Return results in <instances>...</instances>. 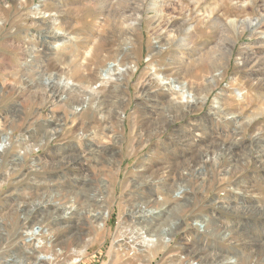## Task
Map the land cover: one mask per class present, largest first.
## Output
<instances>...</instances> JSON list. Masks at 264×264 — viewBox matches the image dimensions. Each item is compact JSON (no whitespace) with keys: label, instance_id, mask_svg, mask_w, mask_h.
I'll use <instances>...</instances> for the list:
<instances>
[{"label":"rangeland","instance_id":"rangeland-1","mask_svg":"<svg viewBox=\"0 0 264 264\" xmlns=\"http://www.w3.org/2000/svg\"><path fill=\"white\" fill-rule=\"evenodd\" d=\"M118 1L32 0L27 10L23 11L21 15L18 14L16 5L19 0H5L0 6L1 21L7 22V27L4 30L0 29V84H7L4 90L2 87L0 89V133L10 134L13 124L17 125L23 120L19 128L12 133L14 143L22 140L26 134L30 140L29 145H34L41 138L44 139L45 135H54L44 147L35 149L33 153H28L29 155L25 159L21 157L18 160L20 163L16 167L17 171H14L15 166L11 164L14 156L23 155L31 149L25 147L27 149L11 150V146L8 145L4 152V149L0 147V181L7 179V183L5 182V185L0 188V221L3 219L0 222V237H2L0 238V256L2 257L0 264L32 263L21 253L20 245H13V239L9 236L14 235L19 220L23 219L24 209L28 208L29 203L31 206L36 204L39 207H44L43 203L59 201L63 197L67 198L62 200V204L68 203L76 197L77 204L79 203L82 207L77 205L76 209L73 208L69 212L72 215L69 216L68 221L66 220L68 223L64 225L66 229L62 236H64L63 241L69 238L70 242L69 245L65 244L60 251L62 256L56 261L57 264H64V258L70 260L73 257V251L79 245L85 246L87 243L89 246L86 249V254L78 264H116V259L110 255V252L119 223L120 208L126 205L127 199L141 193L139 189L132 188V186L141 180L137 176L143 172L142 165L146 167L153 165L154 167L164 164L182 163L185 166L190 164L195 168V171L192 176L188 177L185 172V177L190 184L184 183V194L192 196L190 201L188 200L189 202L182 201L181 204H195L197 207L195 215L200 218L210 217L213 220L211 222L213 226L215 223H220L229 227L233 223L239 222V230L250 238L249 240L256 249H259L260 242L264 241V220L258 219L250 211L245 214L243 209H240L236 215L223 209L227 203L225 193L229 190L231 183H234L244 173L254 176L263 172L251 161L264 149L263 144L252 140V137L259 131H262L264 136V0H130L129 6L133 7L131 8L132 12L125 11V15H122L124 10L122 7L126 4L121 5ZM43 4L47 5L49 10L57 9L59 13L57 18L63 20L65 26L75 27L81 32L83 41L79 44L77 53L79 56H83L79 57V61L74 65H80L82 61L89 58L86 56V50L92 46L90 37L95 31L100 12L102 13L101 19L104 18L107 21L106 28H108L104 40L97 46L95 55L89 63V70H94L100 59L116 49L118 39L123 31H129L130 36L133 35V37H129L131 41L128 51L133 53L135 60L132 62L137 64L136 71L128 84L121 88L122 93H118L121 95H118L120 102L115 104L118 108L115 107L113 112L109 109L106 113L110 121L108 125L105 126L99 122V116L92 113L85 116L78 115L82 107H79L77 103L85 102L84 107L91 108L89 106H92V99L89 98V95L86 97L85 94L88 93H85L84 89L75 88V86L73 88V84L66 90L62 88L64 84H61L60 93L64 95L59 101L41 102L40 93H46L44 91L53 86V81L51 80V83L46 80L38 81L39 75L37 74L43 69L45 59L49 54L48 49L54 48L49 43L48 33H45L48 27L44 26V20L42 18L35 20L29 16V12L37 7L41 8ZM195 4L200 7L197 8ZM117 10L120 13H117ZM138 11L141 14V18L139 16L141 23L134 22V17L126 20L127 16L136 14ZM160 16H165L161 23L158 21ZM209 17L211 19L207 22ZM48 18L49 15L45 17V25L49 24ZM155 19H157L156 22H154ZM239 20H247V23L252 24L253 27H248L247 24V27L242 29H239L240 26L234 28L231 22ZM171 26L175 29L173 33L175 35L182 34L184 31H190L196 35L193 39L197 45L193 47L194 51L197 50L196 54L201 55L203 52L201 53L200 50L210 48L209 54L202 59L203 63L195 68L190 77L199 88L205 89L202 94L200 92L202 97L207 95L209 90L210 92L204 106L184 117L185 119L181 118L168 125L160 122L148 125L147 121H144L143 115V109L145 110L143 104L145 103L139 98L138 88L147 77L148 67L152 63L150 48L156 45L155 31L163 33L171 29ZM225 26L226 28L223 29ZM253 28L255 29L253 30ZM184 44L186 43L183 42L181 45ZM174 45L170 53L154 61H159V64L163 66L167 65L165 70L175 67L169 64L176 62L174 54L180 45ZM242 51H248V53L242 56ZM27 52L28 54L32 53L29 58L24 55ZM241 58H244V61L250 58L258 59V61L255 65H245L240 63ZM111 63V61L107 62L109 67H112ZM208 63L215 66L212 74L208 73L206 67ZM28 72L35 74L37 82L26 88L25 81ZM222 73L224 74L223 78ZM74 79L80 81L79 74L75 75ZM54 82L56 83V81ZM13 86L21 91L22 95H19L16 90L11 91L10 87ZM218 108L228 111L232 115L229 119L234 123L228 124L218 116L210 115L211 111L215 112ZM191 119L202 124L200 130L203 129L205 135L195 137L197 139L195 141L202 145L205 143L204 146L210 148L208 154L199 151L196 143V145L186 147L184 142L187 137L182 140L184 136H181L183 135L181 131L183 128H187V123L191 124ZM253 119L258 121L255 127H251ZM88 120L92 121L93 125L84 132L82 129ZM159 129L162 130L160 135L154 137ZM236 134L239 136L236 137ZM93 150L94 153H91ZM187 151L191 152L186 154ZM38 162L47 168L41 170L40 165L37 168L31 167ZM232 171H235L236 174L231 176L230 181H227L228 174H232ZM34 178L42 181L53 179L58 183L64 182L65 184L62 189L58 188L57 190L55 187L52 192L41 191L40 193L43 192L42 197L41 195L35 196ZM147 187H145L146 190L149 189ZM253 187L264 200V185L254 183ZM93 194L94 197H105V204L103 201L101 204L103 206L100 205L101 208L98 209V212L102 208H107L110 212L106 227L99 232L95 230L91 222L96 213H89L87 212L89 210L83 207L86 197L89 195L93 197ZM26 196L27 205L22 199ZM248 201L246 204V201L242 200L238 207L255 205L254 200ZM41 204L43 205L41 206ZM201 204L202 206H200ZM191 215L190 211L183 214L184 225L191 224ZM165 220L167 221L168 217ZM169 220H171L167 223L169 226L166 224L162 226L163 230L166 229L164 231L167 234L171 227L170 223L174 222L173 217H170ZM76 231L77 233H75ZM199 234V237L195 234L191 237L195 242V247L199 246L208 252L217 247L214 239L207 238L203 232ZM166 237H170V235ZM237 239L235 238V241ZM229 240L219 242L217 248L223 253L233 255L235 252L231 250V243L234 241ZM186 244L190 243H187L185 235L182 232L176 234L171 243V251L178 247L185 248ZM32 246L30 245L29 248ZM238 248L242 249V247ZM261 251L258 258L264 260V250ZM185 254L186 251L183 250L182 255ZM251 255L252 253H248V256ZM168 256L158 253L148 264H166L165 259ZM19 261L21 262L19 263ZM71 262L69 261V263Z\"/></svg>","mask_w":264,"mask_h":264},{"label":"bare ground","instance_id":"bare-ground-1","mask_svg":"<svg viewBox=\"0 0 264 264\" xmlns=\"http://www.w3.org/2000/svg\"><path fill=\"white\" fill-rule=\"evenodd\" d=\"M4 1L5 0H0V6ZM31 1L32 0H19V2H17L16 4L18 7V14L21 15L23 11H26ZM118 2H120L121 5L126 4L124 7H122V9H124L123 10L124 13L122 12V15H125V11L128 10L131 11V8H133V7L130 8L129 6V3H131L130 0H119ZM195 6L197 8L200 7L199 5L196 4ZM116 12L120 13L118 12V10ZM52 13H54L55 15H53ZM58 14L59 13L57 9L49 10V7L45 4H43L41 8L37 7L36 9H33L32 12H29V16L34 18L35 20L40 18L44 20V26L48 27V30L45 31V33L46 34L48 33L49 43L51 47L54 48L51 50L48 49L49 54L46 58L47 60L45 59L43 69L39 74H37L39 75L38 81L46 80L50 82L52 80L53 86L48 89L49 91L46 88V90L44 91L46 93H42V94L40 93L39 98L43 103L52 100L59 101L60 99H62V96L64 95L60 93V91L62 90L60 89L61 84H64L62 88H64L65 90L66 88L70 87L71 84H73L72 86L73 88L75 86V88L84 89L85 93H88L85 94L86 97L89 95L90 97L89 96L88 97L92 99L91 100L92 106H89L91 108H88V106L85 108L84 107L85 102L77 103L79 107H82L81 108L82 110L80 113H78V115L85 116L89 113H92L95 116H99L98 121L106 126L110 122L109 116L107 117L106 113L108 112L109 109H110L109 111L111 112L114 111L113 109L116 107L115 104L116 105L118 104L117 102L119 101L118 99L120 98L118 97V95H120L118 93L122 91L121 88L123 86H126V84H128L129 80L133 77L132 75L136 71L135 68L137 67V64L132 62L133 60H135L133 58V53L128 51V48L130 46L129 42L131 41L129 37H133V35L131 34L130 36L129 31L122 30L123 33L120 35L118 39V44L116 46V49L113 50L111 53H107L106 56L100 59L98 61V64L94 67V70H89L88 66L90 61L93 59L95 55V50L97 49V46L104 40V35L106 33V29L108 28V27L106 28L107 21L104 20V18L101 19L102 13L100 12V18L97 20L95 31L90 37L92 46L88 47L86 50V54H87L86 56H88L89 58L82 61L80 65H74V63H77L79 61L80 59L79 57L83 56V55L79 56L77 53V48L79 44L82 43L83 41L82 34L75 27L65 26L63 20L59 19V17L57 18ZM47 15H49L48 18L49 24L45 25V17ZM139 16L141 18L140 11H138L136 14L134 13L133 15L127 16L126 20L127 18L130 19L131 17H134L133 18L134 22L141 23ZM164 18L165 16H160L158 18L159 23H161ZM210 19L211 17L208 18L207 22L210 21ZM156 20L157 19H155L154 22H156ZM247 22H248L247 20H239V21L231 22L232 23L231 25H234L233 26L234 28L236 26H240L239 29H242L245 26L247 27L248 24ZM251 26L253 27L252 24H248V27ZM6 27H7V22L1 21L0 18V29L4 30ZM225 28L226 26L223 29ZM254 29L255 28H253V30ZM174 30L175 29L172 27L171 29H168L166 30V32L163 33L162 32L157 33L158 31H155L156 45L150 48V58L152 63L148 67L147 77L140 83L138 88L139 98L145 103L143 104L145 105L144 107L145 110L143 109L144 111L143 115L145 118L144 121L145 122L147 121L148 125L149 123H153V122H160V123H164L165 125H168L181 118H184L187 115L192 114L198 111L199 109H201L206 103L205 100L209 96L210 90L208 91L207 95L202 97L201 96L202 91H204L205 89L199 88L196 82L192 81L190 77H191V73L195 70V68L199 66L200 63H203L202 59L209 54L210 48H204L200 50V52L203 53L201 55H198L195 53L197 50L196 51L193 50V47L197 46L193 40L194 36L196 35L190 31H184L182 34L178 33L177 35H175L173 34ZM183 42H185L186 44L181 45ZM174 44L180 45V48L174 54L175 55L174 61L176 62L169 64L175 67L174 69L171 70H165L166 69L165 67L167 65L163 66L159 64V61L156 62L154 61L170 53L172 46ZM131 45L134 48L132 43ZM245 53H248V51H242L241 53L242 56H244ZM31 54H28L27 52L24 55H26V57L29 58ZM240 60H241L240 63L245 65L248 64L255 65L258 61V59H254V58H250L249 60H245V61L244 58H241ZM108 61L112 62L111 63L112 67L108 66L107 64ZM206 67L208 69L209 74L215 68V66L210 63H208ZM77 74H79L80 76V81H76L74 79V76ZM223 75L224 74L222 73L221 75L222 78ZM54 81H56V83ZM25 82H26V86H25L26 88L29 86L30 87L33 86L37 82V78L35 74L28 72ZM6 86L7 84H0V89L2 87V90H4ZM10 90L11 91L16 90L19 95H22L21 91L17 90L15 86L10 87ZM77 109L75 110L77 111ZM263 114H264V110H263ZM210 115L218 116L222 121L228 124L234 123L233 120L229 119L231 114L226 110L222 111L221 108H218L215 112L211 111ZM120 118L122 119L121 116ZM22 122L23 120H21L18 124L16 123L17 125L13 124L12 126L13 128L11 129L10 134L0 133V144H1L0 147L4 149V152L7 150L6 148L8 145L11 146V150L27 149L25 147L31 149L29 151H26L23 155L14 156L16 159L14 158L13 162H11V164L15 166L14 171L16 170V167H18V163H20L18 160L21 157L25 159L29 155L28 153H33L35 149H39L42 146L44 147L46 143L49 142V140L54 137V135H50V136L45 135L46 137H44V139L41 138V140L40 141L37 140V142H35L34 145H29L30 140L27 137L28 135L26 134L23 136L22 140L14 143L12 133L14 132L15 129L19 128ZM190 122L191 124L187 123L186 124L187 128H183L181 131L183 133V135L181 136H184L182 137V140L186 139L187 137V139L184 142L186 143L185 146L190 147L192 145L197 144L196 146L199 149V151L201 150L203 154L204 153L208 154L209 152L208 150L210 148L204 146L205 143L202 145V144H198L195 141L197 140L195 137H201L202 135H205V133L202 131L203 129L200 130L202 124L196 123L192 119L190 120ZM257 122H258L257 119H253L251 121L252 123L251 127H255L257 125L256 124ZM91 125H93V122L88 120L87 124L84 126L82 131L86 132V130ZM161 129H159L158 133H156L154 137H158L160 135L162 131ZM240 135H242L241 132ZM235 136L238 137L239 135L236 134ZM174 139L176 140L178 138H174ZM252 140L254 142L259 141L258 143L263 144L262 147H264V136L262 131H259L256 135H254L252 137ZM214 147L216 148V145ZM189 152L191 151H187L186 154ZM91 153H94V150ZM11 158L13 157L11 156ZM252 159L253 161H251V163H254L255 165L259 166V168L262 169L263 172L261 173L257 172L258 174L254 176L244 173L241 177L237 178L236 181H234V183H231L232 185L230 186L229 190L225 193L227 203L225 206H223V209H225L227 212L233 215L238 214L240 212V209H243L245 214H248V211H250L253 212L255 216L258 217V219L264 220V200L261 198L262 195L257 193L255 191V188L253 187L254 183L264 185L263 184L264 183V149H262L258 153V155ZM38 165H40L41 170L45 169L46 167L45 165L44 166L41 165L40 162L34 163L33 166L31 167L37 168ZM141 167L144 168V169L142 168L143 172L140 173L139 176H137L138 179H141L139 180L141 182L138 181V183L132 186V188L139 189L141 193H138L137 195H134L131 198L127 199L126 205L120 208L119 223H118V227L116 228L115 239L110 252V255L116 259L115 262L116 264H148L151 261V259H153L158 253H163L164 256L169 255L165 259L166 264H264V260L258 258V255L262 252L261 250H264V241H261L259 245L260 248L256 249V247H254L251 241L249 240L250 238H248L246 235L242 233L241 230H239V225H240L239 222L233 223L229 227H226L220 223L219 224L215 223V225L213 226V224L211 223L213 220H211L210 217L200 218L199 216L195 215V209L197 208L195 207L196 206L195 204L193 205L181 204L182 201H188V200L190 201V198L192 196V195L190 196L189 194H184V189H185L184 183L187 184L189 183V180L185 177L186 174L185 172H187V177L192 176L193 175L192 173L195 171L194 167L190 166V164H187L185 166L182 163L180 164L178 163L175 165L164 164L162 166L158 165L154 167L153 165L149 167L142 165ZM234 172L235 171H232V174L231 173L228 174L227 181H230L231 176L236 174ZM6 180L0 181V188L3 185H5L4 183L6 182ZM57 183L58 182L53 179H46L42 181L39 180L38 178H34L33 185L35 189L34 193H36L35 196L36 195L39 196L43 192H49V191L52 192L55 187L57 188V190L58 188L62 189L63 185L65 184L64 182L58 184ZM146 186H148L149 189L146 190L145 188ZM41 191L43 192L40 193ZM46 194L49 195V193ZM65 198L67 197H63V199H60L59 201L54 200L51 203L45 202L43 203L44 207H39V205L37 206L36 204L31 206L29 205L30 204L29 203L27 206L28 208L24 209L23 212L24 214L22 215L23 219L19 220L18 228L15 231L14 235L9 236L11 239H13L12 240L13 245L21 246V253L25 256V258L27 257L28 261L32 262L31 264H57L56 261L62 256L60 254V251L63 249V246L65 244L69 245L70 242L69 238L63 241L64 236L62 235L64 233V230L66 229V226L64 225L68 223L67 219L69 218L70 215H72V213L69 212L77 205L78 207L81 205L79 203L77 204L76 197H74V199H72L70 202L62 204V200H65ZM22 199L24 201V204L27 205L28 203L26 202L27 196ZM37 199L39 198L37 197ZM242 200L243 201L245 200L246 204H247V200L249 201L254 200L255 205L238 207ZM103 201L105 204V197L104 198L97 196L94 197V194L93 197L92 196L90 197L89 195V197H86L85 201H83L84 202L83 207L89 210L87 212L96 213L95 216L91 219V222L97 232L104 230L107 224V219L110 216V212L107 208L105 209L102 208L100 210L101 212L100 211L98 212V209H100L101 206H103L101 205L103 204ZM43 204H41V206ZM200 206H202V204ZM188 211H190L192 214L190 218L191 224L184 225L183 214ZM11 215H15V214H11ZM167 217L168 220L166 221L165 219H167ZM170 217H173L174 222L170 223L171 227L167 234L166 231H164L166 229L163 230L162 226H164L165 224L169 226V224L167 223L172 220V219L169 220ZM2 220L0 222H2ZM210 226L213 228H211ZM181 232L185 235L187 243L190 244H186V246H184L185 248L178 247L177 249L171 251L172 248L171 243L174 239V236ZM200 232H203L205 235H207V238L209 237L214 239L217 247H219L218 244L219 242H227L229 239H230L229 241H234V243L231 242L230 243L232 244L231 250H233L235 253L233 255L229 253H223L219 251L217 247L209 250L210 252L199 246H198L199 248L195 247L194 246L195 242L191 239V237L194 234L199 237ZM75 233H77V231ZM169 235L170 237H166ZM235 238H238L237 241H235ZM30 245L33 246L29 248ZM88 246L89 243H87L85 246L79 245L77 249L73 251V257L70 260L64 258L63 263L78 264L79 261H81L82 258L85 256L86 249ZM238 247H242V249L240 250V248ZM183 250L186 251L185 255H182ZM248 253L249 254L252 253V255L248 256ZM0 258L2 257L0 256ZM195 260H198V262H195ZM69 261L72 262L69 263ZM20 262L21 261H19V263Z\"/></svg>","mask_w":264,"mask_h":264}]
</instances>
